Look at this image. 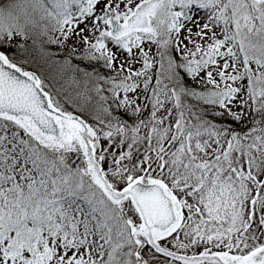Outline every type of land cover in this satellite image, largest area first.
I'll return each instance as SVG.
<instances>
[{"label":"snow or ice","instance_id":"obj_1","mask_svg":"<svg viewBox=\"0 0 264 264\" xmlns=\"http://www.w3.org/2000/svg\"><path fill=\"white\" fill-rule=\"evenodd\" d=\"M0 264H264V0H0Z\"/></svg>","mask_w":264,"mask_h":264}]
</instances>
